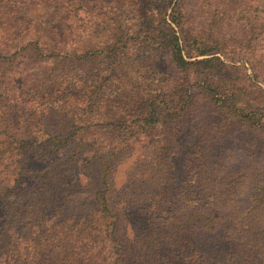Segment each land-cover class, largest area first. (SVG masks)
<instances>
[{
  "label": "trees",
  "instance_id": "trees-1",
  "mask_svg": "<svg viewBox=\"0 0 264 264\" xmlns=\"http://www.w3.org/2000/svg\"><path fill=\"white\" fill-rule=\"evenodd\" d=\"M118 7L0 0V264H264V176L230 171L213 144L227 124L264 136V104L229 71L216 77L219 56L186 58L183 40L188 57L219 47L197 36L185 0H144L136 28ZM131 64L166 81L137 104L112 94L137 87ZM112 76V93L83 89Z\"/></svg>",
  "mask_w": 264,
  "mask_h": 264
},
{
  "label": "rangeland",
  "instance_id": "rangeland-1",
  "mask_svg": "<svg viewBox=\"0 0 264 264\" xmlns=\"http://www.w3.org/2000/svg\"><path fill=\"white\" fill-rule=\"evenodd\" d=\"M103 2L120 6L117 8V14L125 28L140 26V21L137 19L133 7L137 4H143L144 0H103ZM185 10L187 16L193 20L192 27L196 29L197 36L219 47V51L213 50L209 54L188 57L187 55L191 51L193 52V49L189 46L188 40H183V53L186 58L219 56L224 65L216 70V77H220L229 71L232 82L243 88L245 95L251 101H258L259 106L262 107L264 104V0H241L239 2L185 0ZM131 65L132 70L129 71V74L126 72V77L130 76L133 79L132 83L138 88L131 87L124 91L121 87H117L112 93L113 90L111 89L114 86H122L119 80L112 76L104 81L86 83L83 86L84 91L91 97L111 92L118 95L116 97L118 100L131 101L133 104H137L138 101L146 99L150 93L158 90L159 86L166 82L164 75L152 65L139 69H137V64ZM164 66L169 71L170 67L166 64ZM119 73L125 74V71ZM204 74H207L205 70L198 71L188 74V78L192 81L193 77L199 76L200 78ZM54 91L55 89H52L41 101L50 97ZM91 97L89 98L91 99ZM205 110H207L206 107ZM244 131L240 127L227 124V128L219 133V136H216L217 140L213 141L214 153H220L219 155L224 156L221 159L227 161V167L230 171L239 166L249 168L245 178L248 181H253L264 176V136L263 134L256 136L249 134L248 131L244 133ZM259 136L260 138H258ZM177 138L179 149L174 159L173 176L177 182H180L185 175L184 160L186 155L197 141L193 124L186 126ZM220 147L222 148L221 151ZM253 170H255V174L251 173ZM121 174L122 171L119 176ZM243 194L241 198L249 197L250 190L245 189Z\"/></svg>",
  "mask_w": 264,
  "mask_h": 264
}]
</instances>
